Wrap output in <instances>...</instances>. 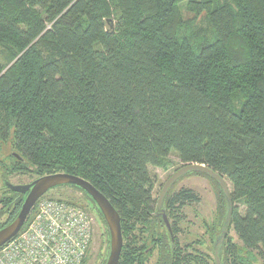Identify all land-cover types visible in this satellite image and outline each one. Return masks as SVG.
I'll return each mask as SVG.
<instances>
[{
    "label": "trees",
    "instance_id": "16d2710c",
    "mask_svg": "<svg viewBox=\"0 0 264 264\" xmlns=\"http://www.w3.org/2000/svg\"><path fill=\"white\" fill-rule=\"evenodd\" d=\"M0 52V140L12 134L22 157L0 166L3 179L77 175L120 216L118 264H144L155 246L156 264H180L148 170L175 152L231 182L230 224L264 258V0H0ZM214 185L218 232L226 204ZM2 188L8 224L24 194ZM199 201L181 187L164 204ZM137 224L152 248L137 247ZM233 251L224 243L223 264Z\"/></svg>",
    "mask_w": 264,
    "mask_h": 264
},
{
    "label": "rangeland",
    "instance_id": "374dc122",
    "mask_svg": "<svg viewBox=\"0 0 264 264\" xmlns=\"http://www.w3.org/2000/svg\"><path fill=\"white\" fill-rule=\"evenodd\" d=\"M181 11L184 17H188L185 2L181 5ZM111 19L113 28L115 20ZM206 27L205 20H199L197 27ZM0 59L3 61L1 52ZM15 150L13 135L10 134L7 139L0 140V166L6 171L11 168L13 160L11 152ZM183 163L175 152L170 153L160 165L149 166V174L151 178V195L157 201L162 185L167 180L169 175L175 169L182 166ZM0 167V227L6 225L9 219V213L5 211L7 197L9 192L2 187L4 181L8 180L12 184H25L31 182L38 177L32 172H10L7 178L3 179V170ZM229 190H231V182L225 178ZM181 187L190 188L200 197V201L196 204H187L178 209H168L169 222L174 230V240L176 244V253L180 257V264H214L213 256V238L215 232V221L217 218L218 192L214 183L203 175L191 174L183 177L171 188V192L179 190ZM7 199V200H6ZM43 200H59L66 202L69 205L84 209L91 216L92 221V237L85 256L83 264H103L106 260L109 247V233L106 222L100 216L92 201L84 195V193L70 186H57L49 189L43 194L38 201ZM35 205H37V202ZM161 224V223H160ZM162 227V225H161ZM161 227L156 224L155 231L159 232ZM163 228V227H162ZM142 230V231H140ZM147 228L136 225L133 231L137 238V247L145 245L147 249L152 248V242L149 240ZM230 243L235 245L236 253L226 252L227 264H264V258L260 257L255 251L249 253L243 247L236 233L231 226L227 238L226 248ZM158 257V248L155 246L147 255L144 264H156Z\"/></svg>",
    "mask_w": 264,
    "mask_h": 264
},
{
    "label": "water",
    "instance_id": "95a60500",
    "mask_svg": "<svg viewBox=\"0 0 264 264\" xmlns=\"http://www.w3.org/2000/svg\"><path fill=\"white\" fill-rule=\"evenodd\" d=\"M107 21L111 25V19H107ZM11 156L15 157L16 159L22 160L20 154L15 151L11 152ZM192 173H202L201 175L204 174V176L206 175L208 179H212V181L216 183L217 187L224 196L226 212L221 226L218 228V232L213 238L212 245L214 264H223L222 254L225 238L229 228L231 227L230 218L232 212V201L230 197V190L225 181V178L222 175L218 174L210 167L198 163L184 164L175 169L174 172L169 175L167 180L162 185L159 196L157 198L156 215L162 220L167 234L172 237L171 225L166 215V207L164 204L165 197L170 188H172L175 183H177L183 177L191 175ZM61 185L76 186L84 191L95 202L104 221L106 222L109 233V251L105 264H118L123 246V238L120 216L117 210L114 208L109 199L104 196L98 189H96L90 182L77 175L66 172H54L45 174L25 184H12L8 180L4 181V186L6 188L25 195L16 217L11 222L0 228V246L10 238L15 236L23 227L36 201L49 189ZM35 214L36 210L34 209L33 215Z\"/></svg>",
    "mask_w": 264,
    "mask_h": 264
},
{
    "label": "built area",
    "instance_id": "2783aa9c",
    "mask_svg": "<svg viewBox=\"0 0 264 264\" xmlns=\"http://www.w3.org/2000/svg\"><path fill=\"white\" fill-rule=\"evenodd\" d=\"M35 210L0 246V264H81L92 237L89 213L59 200H39Z\"/></svg>",
    "mask_w": 264,
    "mask_h": 264
},
{
    "label": "flooded vegetation",
    "instance_id": "af4514ba",
    "mask_svg": "<svg viewBox=\"0 0 264 264\" xmlns=\"http://www.w3.org/2000/svg\"><path fill=\"white\" fill-rule=\"evenodd\" d=\"M25 195V194H24ZM156 207H157V205H156ZM157 214V212H156V210H155V213H154V215H156ZM166 215H167V209H166ZM157 216V215H156ZM158 217V216H157ZM168 217V216H167ZM168 220H169V218H168ZM218 221H219V219L218 218H216V221H215V224L217 225V223H218ZM219 224V223H218ZM216 225H215V229H216ZM220 226H221V223H220ZM219 226V227H220ZM218 227V228H219ZM230 229V228H229ZM229 231V230H228ZM217 233V230L214 232V236H215V234ZM228 234V233H227ZM227 234H226V237H227ZM225 240H226V238H225Z\"/></svg>",
    "mask_w": 264,
    "mask_h": 264
}]
</instances>
